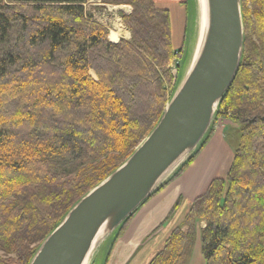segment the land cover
<instances>
[{
	"label": "trees",
	"instance_id": "obj_1",
	"mask_svg": "<svg viewBox=\"0 0 264 264\" xmlns=\"http://www.w3.org/2000/svg\"><path fill=\"white\" fill-rule=\"evenodd\" d=\"M102 1L132 6L120 12L130 39L112 42L88 0H0V264L30 263L73 205L152 131L178 84L187 26L176 50L170 9ZM242 15V60L214 121L150 198L184 173L219 117L240 132L233 162L150 264H186L198 234L205 264H264V0H242Z\"/></svg>",
	"mask_w": 264,
	"mask_h": 264
},
{
	"label": "water",
	"instance_id": "obj_2",
	"mask_svg": "<svg viewBox=\"0 0 264 264\" xmlns=\"http://www.w3.org/2000/svg\"><path fill=\"white\" fill-rule=\"evenodd\" d=\"M198 3L196 48L155 127L118 168L73 205L29 264H89L97 248L201 144L240 67L244 22L242 0Z\"/></svg>",
	"mask_w": 264,
	"mask_h": 264
},
{
	"label": "crops",
	"instance_id": "obj_3",
	"mask_svg": "<svg viewBox=\"0 0 264 264\" xmlns=\"http://www.w3.org/2000/svg\"><path fill=\"white\" fill-rule=\"evenodd\" d=\"M154 1L160 5H167V3L182 4L185 0ZM86 8L102 23L109 21L107 11L115 9L128 13L131 9L129 5L105 4L102 0H88ZM118 25H123L120 20L116 23V28L110 29V39L113 42H118L121 38L130 39V31L125 27L119 28ZM113 34L117 35L113 36ZM233 159L234 155L228 148L223 135L215 131L210 141L184 173L150 198L137 211L125 232L115 242L110 241L103 245L105 247L102 255L94 257V264H150L165 246L173 230L183 224L193 201L207 190L214 179L226 176L227 173L222 176L223 172L226 170L228 172ZM179 199L178 210L167 220Z\"/></svg>",
	"mask_w": 264,
	"mask_h": 264
},
{
	"label": "rangeland",
	"instance_id": "obj_4",
	"mask_svg": "<svg viewBox=\"0 0 264 264\" xmlns=\"http://www.w3.org/2000/svg\"><path fill=\"white\" fill-rule=\"evenodd\" d=\"M123 5V4H120ZM129 5V4H125ZM118 6V5H116ZM130 13L132 11V6ZM163 7H166L170 9L171 17H172V24H173V45L174 48L177 50L182 46L183 38H184V32L185 28L187 26V40L185 43V59L181 62V69L179 74V81L184 75L191 58L193 56L194 50L196 48V44L198 41V34H199V22H200V9H199V3L198 0H185L184 3H167V5H161ZM92 7H101L103 6H92ZM109 7V6H108ZM126 13V12H125ZM109 14V21L104 22L106 26L109 27V29H112V27L116 28V23L120 20L121 23L124 25L125 29L130 31L125 23L123 22V19L121 17L120 11L112 9L111 11H107L106 15ZM174 73L177 72V68L175 65L173 66ZM92 75L96 77L95 73L92 72ZM215 131L219 133L220 135H223L226 144L228 145V148L231 150L232 154L234 155V150L237 148L239 143V129L237 125L232 123L229 119L221 118L219 117L215 121ZM233 162V161H232ZM227 173V170L223 172L224 176ZM204 222H202L203 224ZM111 241V238L107 239L104 243H102L94 253L95 257H99L102 255V252L104 250L103 246L104 244H108ZM1 254V251H0ZM93 256L91 257V259ZM90 259V260H91ZM91 264V262L89 263ZM186 264H205V259L202 253V243H201V236L198 234L195 238V241L193 243V247L191 249V252L189 254V257L187 259Z\"/></svg>",
	"mask_w": 264,
	"mask_h": 264
},
{
	"label": "bare ground",
	"instance_id": "obj_5",
	"mask_svg": "<svg viewBox=\"0 0 264 264\" xmlns=\"http://www.w3.org/2000/svg\"><path fill=\"white\" fill-rule=\"evenodd\" d=\"M118 27L119 28H122V27H124L123 25L121 26V25H118ZM111 35V34H110ZM117 34H113V36H116Z\"/></svg>",
	"mask_w": 264,
	"mask_h": 264
}]
</instances>
